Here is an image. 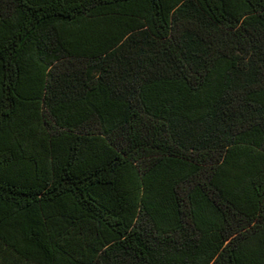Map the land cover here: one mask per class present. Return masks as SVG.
<instances>
[{"label": "trees", "instance_id": "1", "mask_svg": "<svg viewBox=\"0 0 264 264\" xmlns=\"http://www.w3.org/2000/svg\"><path fill=\"white\" fill-rule=\"evenodd\" d=\"M0 264H264V0H0Z\"/></svg>", "mask_w": 264, "mask_h": 264}]
</instances>
